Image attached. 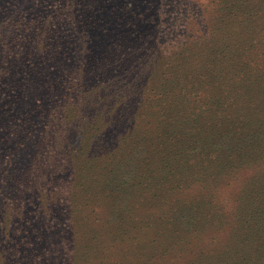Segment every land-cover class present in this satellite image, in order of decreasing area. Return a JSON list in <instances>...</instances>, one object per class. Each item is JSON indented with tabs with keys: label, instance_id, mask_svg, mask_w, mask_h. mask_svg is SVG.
I'll use <instances>...</instances> for the list:
<instances>
[{
	"label": "rangeland",
	"instance_id": "1",
	"mask_svg": "<svg viewBox=\"0 0 264 264\" xmlns=\"http://www.w3.org/2000/svg\"><path fill=\"white\" fill-rule=\"evenodd\" d=\"M261 12L264 0H0V264H182L189 243L150 215L144 166L166 147L252 175L247 130L228 160L204 148L233 127L217 103L248 106L236 75L213 70L241 68L217 47L263 41Z\"/></svg>",
	"mask_w": 264,
	"mask_h": 264
},
{
	"label": "trees",
	"instance_id": "2",
	"mask_svg": "<svg viewBox=\"0 0 264 264\" xmlns=\"http://www.w3.org/2000/svg\"><path fill=\"white\" fill-rule=\"evenodd\" d=\"M226 9L233 12L235 8L227 5ZM261 13L264 16L263 12ZM248 33L251 37L243 41L241 53H235L237 49L231 45L223 46L222 52L217 47L218 55L233 54L236 62L241 63L239 64L241 68L237 70L234 63L219 66L221 65L219 60V65L216 64L213 68L230 71L229 75L232 73L236 75L238 80L231 88L236 94L233 99L235 101V97L242 98L241 105L248 106L245 108L237 106L234 101L221 102L224 106L217 103L219 106L217 111L232 117L233 127L225 125L220 128L229 129L216 132V136L211 140L212 147L204 149L207 154H210L209 151L212 149L213 154L219 153L228 160L229 156H237L240 149L238 145L235 146L237 149L232 148L231 140L238 144L237 141L241 137L237 133L241 131L239 134L242 136L247 130L246 137H243L246 140L243 155V158L246 156V160L243 161L251 166L246 172L248 174L252 171V175L247 178L245 176L242 178L243 181L239 182L238 174L232 171L231 165L214 164L213 155H207V161L201 168L194 165L192 168L188 160L187 162L180 160L181 155L187 150L177 149L175 153H169L166 147L161 151L157 148L151 153L153 156L144 166L145 176L149 182L143 192H146L145 204L148 210L150 207L152 211L150 215L169 222L173 231L189 243L182 264H264V212H260V208L264 207V203L262 204L264 193L261 191L264 173L258 175L256 171L264 166L262 160L264 151L261 152L264 149V119L261 122L259 120L262 119L261 116L264 117V40L260 41L251 32ZM182 60L188 62L189 57L184 56ZM180 79L182 77L178 76L175 81H167L164 87L158 90L165 89L163 94H160L162 101L170 95L171 83H181ZM245 81L250 84V88L246 86L250 92L256 93L253 95L254 99L246 96L248 91L242 85ZM215 108L216 105L213 106L214 111ZM249 108L254 110L255 114L249 113ZM170 109L172 105L165 104L163 113L164 116H168L166 124L170 121L172 127L182 125L177 117L168 114ZM148 110L153 111V107H148ZM151 116L157 121L162 117ZM237 122L240 128L237 127ZM199 143L204 145L202 141ZM225 143L229 144L223 148ZM253 155L259 156L252 158ZM243 173L245 174V171ZM254 192L256 195H252ZM180 229L187 234L194 233L196 241L188 240V235L182 234ZM253 237H257L258 245H250Z\"/></svg>",
	"mask_w": 264,
	"mask_h": 264
}]
</instances>
